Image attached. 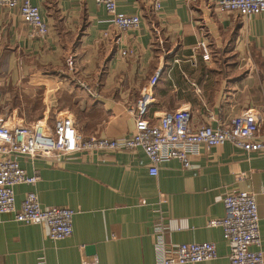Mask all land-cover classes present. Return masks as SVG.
I'll return each mask as SVG.
<instances>
[{"label": "crops", "instance_id": "0c3cea01", "mask_svg": "<svg viewBox=\"0 0 264 264\" xmlns=\"http://www.w3.org/2000/svg\"><path fill=\"white\" fill-rule=\"evenodd\" d=\"M217 1L160 0L155 13L146 0H115L119 12L139 17L137 28L118 33L95 0H30L48 26L45 40L17 9L0 6V122L38 120L41 100L51 116L70 114L84 137L126 138L136 100L156 71L149 118L189 109L193 127L214 128L264 108V12L222 14L212 9ZM194 149L189 169L171 159L155 176L141 149L79 153L59 164L20 159L39 180L14 188L16 207L34 191L42 208L75 212L73 233L52 241L44 224L0 215V264H158V239L212 243L217 258L192 264H229L228 244L210 222L223 217V197L238 191L255 197L264 254V152L229 143Z\"/></svg>", "mask_w": 264, "mask_h": 264}, {"label": "built area", "instance_id": "2783aa9c", "mask_svg": "<svg viewBox=\"0 0 264 264\" xmlns=\"http://www.w3.org/2000/svg\"><path fill=\"white\" fill-rule=\"evenodd\" d=\"M146 1H149L155 13L159 11L160 0ZM95 2L105 9L109 16L108 22L116 32L122 33L138 27L139 17L119 12L115 0ZM0 6L8 10L17 9L32 35L42 40L49 37L47 24L42 20L39 9L30 0H0ZM212 9L222 14L233 13L239 17L258 15L264 12V0H219ZM153 32H158L156 27ZM199 49L202 58L208 60L210 53L206 43L200 42ZM127 54V51L121 52L122 56ZM158 77L159 71H156L141 90L135 103L134 130L126 138L84 137L70 114L55 110L51 116L47 102L41 100L39 104L42 113L38 120L19 124L1 121L0 215L10 216L15 222L22 224H44L47 236L52 241H61L72 236V220L75 214L72 209L42 208L34 191H28L16 207L14 188L18 185L31 186L39 180L38 173L28 175L21 168L20 159L23 158L43 159L59 164L74 159L79 153H118L141 149L151 164L149 175L155 176L158 166L171 159L179 161L183 168L189 169V155L198 145L210 148L229 143L246 153L264 152V108L245 110L214 128L208 125L193 127L189 109L165 111L158 119L149 118L148 112L154 103L153 88ZM78 84L86 89L84 84ZM243 178L244 174L238 177L239 180ZM222 202L223 217L211 221L210 224L221 229L222 238L228 244L229 264H264L254 195L247 191L231 192L223 197ZM156 253L158 264H192L217 258V250L212 243L167 244L158 239ZM83 264L100 263L93 259Z\"/></svg>", "mask_w": 264, "mask_h": 264}, {"label": "water", "instance_id": "95a60500", "mask_svg": "<svg viewBox=\"0 0 264 264\" xmlns=\"http://www.w3.org/2000/svg\"><path fill=\"white\" fill-rule=\"evenodd\" d=\"M91 252H92V250H91Z\"/></svg>", "mask_w": 264, "mask_h": 264}]
</instances>
